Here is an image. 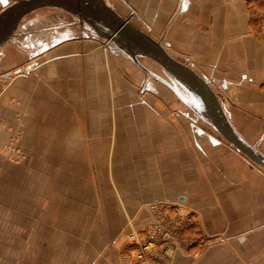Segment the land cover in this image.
I'll list each match as a JSON object with an SVG mask.
<instances>
[{
	"label": "crops",
	"instance_id": "obj_1",
	"mask_svg": "<svg viewBox=\"0 0 264 264\" xmlns=\"http://www.w3.org/2000/svg\"><path fill=\"white\" fill-rule=\"evenodd\" d=\"M106 1L129 26L126 39L111 40L112 54L142 70L138 78L136 72L115 77L124 85L122 90L115 88L121 99L117 109L127 114L124 120L117 116L111 122L116 129L109 139L116 143L115 151L117 144H125L126 173L136 176L130 179L136 181L131 189L139 192L135 206H145L137 225L152 220L147 203H177L180 212L191 217L185 235L193 243L173 248L164 255V264H264V168L200 113L201 123L195 91L145 51L162 48L198 71L209 81L231 126L264 154V0ZM6 4L0 0V8ZM56 13L59 19L66 17L64 11ZM77 19L70 26L61 20L36 31L20 25L15 32L22 37L18 41L28 36L26 31L35 37L30 46H17V61L27 59V54L33 59L40 53L65 57L82 43L94 49L111 32L107 22L96 17L78 14ZM74 24L82 33L78 39L70 37ZM3 46L0 64L7 55ZM146 64H156L162 71L155 73ZM8 75L1 74L0 84ZM137 91L154 98L134 108ZM6 103L0 100L3 117L12 112ZM130 112L135 114L132 120ZM133 252L124 240L94 264H116ZM142 264L161 263L147 258Z\"/></svg>",
	"mask_w": 264,
	"mask_h": 264
},
{
	"label": "rangeland",
	"instance_id": "obj_2",
	"mask_svg": "<svg viewBox=\"0 0 264 264\" xmlns=\"http://www.w3.org/2000/svg\"><path fill=\"white\" fill-rule=\"evenodd\" d=\"M57 10L66 17L59 19ZM77 15L41 8L27 14L15 32L20 25L45 30L61 20L70 26ZM71 32L73 39L82 34L77 27ZM25 35L23 42L15 33L10 37L0 64V76L9 73L0 84V100L12 110L0 115V264H94L124 245L127 230L152 221L137 225L145 206H135L136 176L126 173L125 144L115 151L109 140L116 129L111 122L127 114L117 109L115 88L124 85L115 77L136 72L138 78L142 70L115 57L108 38L94 49L82 43L65 57L40 53L35 60L27 54L19 62L17 46H30L35 37ZM131 83L137 85L133 78ZM151 97L137 91L134 108ZM198 118L204 122L200 112Z\"/></svg>",
	"mask_w": 264,
	"mask_h": 264
},
{
	"label": "water",
	"instance_id": "obj_3",
	"mask_svg": "<svg viewBox=\"0 0 264 264\" xmlns=\"http://www.w3.org/2000/svg\"><path fill=\"white\" fill-rule=\"evenodd\" d=\"M61 7L85 16L106 21L111 32L108 40L125 38L127 20L118 18L106 0H16L0 8V48L15 33L20 21L29 13L45 7ZM147 51L179 80L190 86L199 98V112L234 146L264 168V154L243 139L228 121L223 107L209 81L190 65L177 60L162 48Z\"/></svg>",
	"mask_w": 264,
	"mask_h": 264
},
{
	"label": "built area",
	"instance_id": "obj_4",
	"mask_svg": "<svg viewBox=\"0 0 264 264\" xmlns=\"http://www.w3.org/2000/svg\"><path fill=\"white\" fill-rule=\"evenodd\" d=\"M16 0H7V4ZM130 4L129 0H124ZM152 221L142 229L131 228L124 233V240L134 249L126 253L125 260L116 264H142L152 258L164 264V255L173 248H188L193 240L185 235L191 217L180 212V205L168 201H155L149 204Z\"/></svg>",
	"mask_w": 264,
	"mask_h": 264
}]
</instances>
